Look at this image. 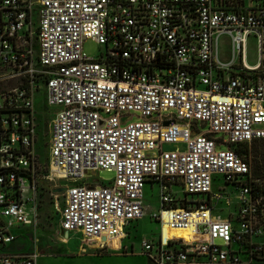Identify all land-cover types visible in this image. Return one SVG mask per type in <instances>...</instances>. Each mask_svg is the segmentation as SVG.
I'll list each match as a JSON object with an SVG mask.
<instances>
[{"label":"built area","instance_id":"obj_1","mask_svg":"<svg viewBox=\"0 0 264 264\" xmlns=\"http://www.w3.org/2000/svg\"><path fill=\"white\" fill-rule=\"evenodd\" d=\"M87 40L104 51L88 57ZM38 94L55 109L46 162ZM258 141L264 0H0V264H37V251L8 248L14 225L37 227L41 187L53 181L72 182L59 229L86 246L124 254L137 243L153 264L264 261V177L238 152ZM101 171L113 180L86 183ZM147 183L158 186L156 212ZM147 214L157 242L134 235ZM163 229L189 239L165 241Z\"/></svg>","mask_w":264,"mask_h":264},{"label":"rangeland","instance_id":"obj_2","mask_svg":"<svg viewBox=\"0 0 264 264\" xmlns=\"http://www.w3.org/2000/svg\"><path fill=\"white\" fill-rule=\"evenodd\" d=\"M83 50L88 57L92 58L98 56L100 52L104 51V48L91 40H87L83 44ZM218 54L221 59L230 57V44L225 36L218 40ZM245 60L249 66H253L257 63V42L256 38L252 35L245 43ZM35 109L38 139L36 150L40 156V160L46 162L48 159L51 132L50 125L55 109L45 106L41 94L36 96ZM238 150L240 154L249 155L248 157H250L251 168L255 177H264V142H253L249 146H243ZM86 177V183L88 184L94 183L95 181L107 184L109 181L113 180L114 173L101 171L95 175L88 173ZM71 183V181L61 183L56 181L51 183L44 182L38 196L37 227H23L20 224L14 225L19 235V239L16 243L18 250L19 247L23 245L25 246L24 251L41 252L42 254L37 260L38 264H145L142 259H138V257L135 256L123 258L111 254L97 259L95 258L96 254H94V250L89 249V244L87 246L84 245L82 237L78 235L74 236L70 234L68 238L69 242H67L69 244H60V238L65 236L64 233L59 230L58 221L60 211L64 205V189L66 185ZM173 190L177 193H181L180 187L174 186ZM144 193L147 213L156 212L159 204L158 186L156 184L147 183L145 184ZM183 196V193H181L180 197ZM152 222L150 216H146L143 221L139 222L138 236L142 233L156 231L159 225ZM82 246L86 249V254H78L79 248ZM241 260L244 262L246 259L244 256H241ZM243 264H264V261L252 263L245 262Z\"/></svg>","mask_w":264,"mask_h":264},{"label":"crops","instance_id":"obj_3","mask_svg":"<svg viewBox=\"0 0 264 264\" xmlns=\"http://www.w3.org/2000/svg\"><path fill=\"white\" fill-rule=\"evenodd\" d=\"M221 37H224V36H221ZM220 37V38H221ZM220 57V56H219ZM144 192H145V188H144ZM144 196H145V193H144ZM146 208H147V206H146ZM157 208H158V206H157ZM148 216V215H147ZM146 217V216H145ZM144 217V218H145ZM144 218L141 220V221H143L144 220ZM141 221H139V222H141ZM138 222V223H139ZM152 223H155V224H157L156 222H152ZM138 228H139V225H138V227H137V231H136V233H134V235H135V237H138V238H140V237H144L145 239H147V240H149V241H152V242H157L158 240H159V238H160V227L158 226V228H157V230L156 231H151L150 233H142L140 236H138ZM60 230V229H59ZM62 233H64V236L65 237H61L60 238V244H64V245H68L69 243H67V242H69L68 241V238H69V235L70 234H72V235H74V236H76V235H78V236H81V234H79V233H66V232H62ZM16 234H17V239H16V241L14 242V243H12L10 246H9V248H8V250L10 251V252H23V253H28V251H24L25 249H24V247L25 246H23V245H21L20 247H19V250H18V248L16 247V243H17V241H18V239H19V235H18V232H16ZM66 240V241H65ZM64 241V242H63ZM93 242V241H92ZM15 244V245H14ZM14 245V246H13ZM100 244L98 243V242H93L92 244H89L88 245V247H89V249H93L94 250V254H96V256H95V258H97V259H101L102 257H104L105 255H117V256H120V257H123V258H127V257H138V259H142V261L145 263V264H149L150 262L147 260V258L146 257H144L142 254H141V248H140V246L137 244V243H132L131 244V246L129 247V250H128V253H124V254H122V253H115V252H112V251H101L100 249H99V246ZM14 248H17V249H14ZM30 251V250H29ZM39 251V250H38ZM96 251V252H95ZM30 252H32V251H30ZM129 252H131V253H129ZM87 253V251H86V249L82 246V247H80L79 248V253L78 254H86ZM41 252L39 253V256H41ZM37 264H38V262H37Z\"/></svg>","mask_w":264,"mask_h":264},{"label":"bare ground","instance_id":"obj_4","mask_svg":"<svg viewBox=\"0 0 264 264\" xmlns=\"http://www.w3.org/2000/svg\"><path fill=\"white\" fill-rule=\"evenodd\" d=\"M225 178L222 177V176L221 177L220 176H213L214 181H217V180L223 181V180H225ZM163 233H164V240L165 241H167V240H171V241H173V240H181L182 238L185 239V240L189 239L188 234L186 232H178V231H176V232H168V231H166V229H163ZM92 241L93 240H91L90 242H92Z\"/></svg>","mask_w":264,"mask_h":264},{"label":"trees","instance_id":"obj_5","mask_svg":"<svg viewBox=\"0 0 264 264\" xmlns=\"http://www.w3.org/2000/svg\"><path fill=\"white\" fill-rule=\"evenodd\" d=\"M258 142H264V141H258ZM239 151V150H238ZM40 157V156H39ZM104 184V183H103Z\"/></svg>","mask_w":264,"mask_h":264}]
</instances>
